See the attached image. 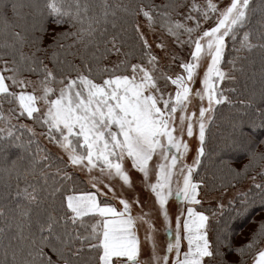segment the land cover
Here are the masks:
<instances>
[{
    "label": "snow or ice",
    "instance_id": "6c2138e0",
    "mask_svg": "<svg viewBox=\"0 0 264 264\" xmlns=\"http://www.w3.org/2000/svg\"><path fill=\"white\" fill-rule=\"evenodd\" d=\"M221 3L223 0L216 3L205 0L203 4L198 0H171L163 4H155L154 0H134L131 4L124 0H0V20L4 25L0 31V171L10 176L15 173L17 180L21 176L26 180L39 169L44 185L48 186L50 175L53 185L38 189L28 184L16 193L23 203L11 210L0 207V218L11 221L8 229L15 227L0 264H8L9 251L12 264H246L245 249L251 250L255 243L250 241L233 248L230 243L221 245L218 239H210V217L192 207L187 208L183 222L177 216L174 243L169 242L165 254L160 255L151 212L143 211L138 197L130 201L118 196L113 187L96 176H89L96 191L67 195L62 214L48 211L45 220L35 221V230L31 218L32 206L39 207L44 202L39 195L41 191L54 198L65 190L63 181H73L66 171L69 167L89 174L99 169L102 176L119 178L123 185L131 187L129 170L124 167L126 159L131 161L132 169L143 174L142 182L154 194L165 221L169 218L165 205L173 195L174 176L182 177V184L176 180L175 195L189 204L201 203L197 198L201 185L193 181V172L205 154L202 145L206 119H211L214 105L228 100L216 84L217 80L226 79L220 67L225 38L231 35L235 39L236 30L249 22L251 10V0H228L223 7ZM120 13L136 21L133 31L140 42V55L136 57L139 63H130V53L122 51L119 34L109 33L108 25L117 28ZM37 18L41 22L39 26ZM209 20L214 21V26L201 31L202 22ZM187 21H194V27ZM48 23L56 27L49 30ZM261 26L264 28V18ZM158 30L166 31L181 46L191 49L190 62L170 54L173 62L180 61L183 74L173 78L168 73L171 64L160 67L161 58L153 53L147 38V31L155 34ZM49 32V47L54 49L52 58L56 60L52 68L38 55L47 50L41 47L43 35L37 33ZM243 35L241 45L251 48L249 33ZM69 38L72 43L65 44ZM261 39L264 40V31ZM26 46L33 49L30 55L23 50ZM259 46L264 48V43ZM73 47L75 52L71 51ZM157 47L164 50L166 46L161 41ZM60 52L81 59L80 65H69L74 77L61 67L67 61L57 59ZM111 54L124 59L111 68L101 67ZM205 56L210 63L201 80L202 89L196 90L189 85L195 84L196 70ZM25 72L38 79H28L23 75ZM170 85L175 86L174 92L169 91ZM205 97L207 107L199 106L195 121L201 147L193 164L184 165L179 162L189 144L183 136L185 132L187 137L194 135L192 116L184 113L193 99L203 101ZM5 105H8L6 109ZM177 112L182 113L178 124ZM24 120H31L32 124ZM37 127L41 129L39 133ZM259 127L264 128V119ZM40 137L63 150L67 160L57 156L55 160L59 164H55L50 150L40 146ZM11 149L23 151L10 159L7 153ZM154 156H159L154 165L156 182L150 183ZM25 161L21 170V162ZM54 164L55 173L51 174L47 170ZM258 175L259 180L256 176L250 178L252 183L248 188L237 187L233 201L238 202V217L246 216L253 207L264 209V169ZM102 184L107 192L101 191ZM112 199L119 201L122 210L111 204ZM134 205L140 206L136 215L132 214ZM219 207L222 209L223 205ZM212 215L215 217L217 213ZM138 225H147L144 242L151 248L147 260L141 259ZM257 233L264 236V219L259 222ZM257 233H253L254 241ZM4 234L5 229L0 228V237ZM183 240L187 242L186 250H182ZM13 241L17 243L14 245ZM222 247L241 259L227 261L228 253ZM85 249L91 253L87 260L83 257ZM254 264H264V249L258 251Z\"/></svg>",
    "mask_w": 264,
    "mask_h": 264
},
{
    "label": "trees",
    "instance_id": "16d2710c",
    "mask_svg": "<svg viewBox=\"0 0 264 264\" xmlns=\"http://www.w3.org/2000/svg\"><path fill=\"white\" fill-rule=\"evenodd\" d=\"M168 2H171V0H154L155 4ZM124 3L131 4L134 3V0H124ZM24 11L27 12L28 9ZM249 17L246 26L236 30L235 39L231 38V35L227 37L226 47L220 63L221 69L226 73V79L221 82L219 90L224 96L228 97V100L214 106L215 111L212 112V117L206 126L205 142L202 145L205 154L200 157V164L196 166L193 172V180L201 185L198 190L205 195L239 186L253 176H256L259 180L258 173L264 169V156L261 155L264 154V128L259 127L261 120L264 119V116L261 115L264 112V48L259 46L264 43V40L261 39V32L264 31L261 26V20L264 18V0H251ZM135 22L132 16L120 13L117 18V28L113 29L110 24L108 25L110 34H119V39L123 42L122 51L130 53L128 57L130 63H132V60L139 61L136 57L140 55V42L137 34L133 31ZM40 23L39 18H37L38 26ZM46 26L49 30L56 27L51 23ZM3 30L4 25L0 20V31ZM56 30L60 31L61 29L56 28ZM244 32L249 33L248 42L252 45L251 48L241 45ZM37 34L43 35L41 47L47 50L38 53V55L49 68H52L56 64V60L52 58L54 49L49 47L51 44L50 32ZM64 43L71 44L72 38ZM23 50L29 55L33 51L27 46ZM71 51L75 52L76 47H73ZM113 56L114 54L109 55L101 63V67L111 68L110 63ZM57 59L67 61L61 66L65 72H71L70 64H81L79 56L73 57L65 55L63 52L59 53ZM23 75L37 77L27 72ZM71 75L75 76V72H71ZM4 107L6 108V105ZM39 143L41 147H47L40 139ZM32 147L34 149L35 144ZM48 149L55 164H59V161L55 160L58 155L52 149ZM22 151L11 149L7 155L10 159H15ZM55 164L47 170L49 173H55ZM21 165V170H23L26 161L21 162ZM60 166L63 167V165ZM66 171L73 177L75 184H73V181H63L65 190L62 193H57L54 198L49 197L47 191L39 193L44 202L39 207L32 206L33 230H35V221L38 218L41 221L45 220L48 211L54 210L56 215L62 214L63 206H66L67 195L83 193L88 190L85 180L78 172L71 167L67 168ZM238 172L241 173L240 176L236 175ZM57 180L59 182V178ZM28 184L36 185L38 189L42 186H53L51 175L49 176L48 186L44 185L39 169L36 170L34 175H29L26 180L23 176L17 180L15 173L10 176L8 173L0 171V207L11 210L15 209L16 204L23 203L22 199L16 196V193L18 190L22 191ZM29 191H31V188H29ZM198 208L210 216L217 213L209 222L210 239H218L221 245L230 243L233 248L247 245L250 241L255 243L251 250L245 249L246 254L243 259L246 264L249 263L260 250L264 240V236L257 233L258 224L264 219V209L253 207L246 216L241 215L238 217L236 215L237 201L227 203L222 209L212 204L198 205ZM37 213H39V216H37ZM9 223H11L10 220L0 218V228L5 229L4 236L0 237V261L5 258L4 253L5 247L8 245V237L15 232L14 226L11 230L8 229ZM253 233H257L255 241ZM16 243V241H13L14 245ZM221 250L228 253L225 259L229 262L241 259L235 252H229L227 247H222ZM90 254L85 249L84 259L87 260ZM53 258L55 259V257ZM8 264H12L11 251L8 252Z\"/></svg>",
    "mask_w": 264,
    "mask_h": 264
},
{
    "label": "rangeland",
    "instance_id": "374dc122",
    "mask_svg": "<svg viewBox=\"0 0 264 264\" xmlns=\"http://www.w3.org/2000/svg\"><path fill=\"white\" fill-rule=\"evenodd\" d=\"M204 2H205V0H198L199 4H203ZM213 2L216 3L217 0H213ZM227 2H228V0H223V3L220 4V7H223L224 3H227ZM176 19H180V17H176ZM187 24L189 26L194 27L195 22L194 21H187ZM213 26H214L213 20H209L208 22H202L201 31H203L205 29H210ZM178 35H179V33H178ZM157 37H159V39H157ZM147 38L149 39V42L152 44L153 53L161 58L160 59V67L165 68L167 65L171 64V68L168 69V73L170 75H172L173 78L175 77L176 74H183V70L179 66L180 61L178 60V61L173 62L171 60L170 54L175 53L183 61L190 62L191 58H190L189 53H190L191 49H189L187 46H181L177 42L176 37L167 34L166 31H164V30H158L155 34L151 31H147ZM180 39H187V37L186 36H180ZM226 40H227V37L225 38V47H226ZM161 41L166 46L164 50H161L160 48L157 47V44ZM123 59H124L123 56L117 57L114 54L113 58L111 59L112 61L110 63V66L112 67L114 63H119L120 60H123ZM132 63H139V61H133L132 60ZM209 63H210V59L207 58L206 56L201 59L200 67L197 68V70H196L197 75H196L195 84L194 85L190 84L189 85L190 87H194L196 90L202 89L201 80L203 79L204 73H205ZM221 70L224 71L223 69H221ZM25 76L31 80L38 79V77H33V76H28V75H25ZM214 79H215V77H214ZM216 84H217V87L219 89L221 82L217 80ZM174 90H175V86L170 85L169 91L174 92ZM28 91H31V88H29ZM37 94H39V93H37ZM53 98H55V97H53ZM199 106L207 107V97H205V99L203 101H200L198 98L193 99L191 101V104L189 105V107L187 109V112L184 113L187 116H192V121L194 124V135L192 137H187L186 132H185V135L183 136V140L189 144V148H188L187 152L183 155L182 160L179 162V163H182L184 165H192L193 164V161L197 156V150L199 147H201V145L199 143V138H198V124L195 123L196 117L198 116ZM7 107H8V105H6V108ZM193 113H195V115H192ZM181 114L182 113H180V112H177L175 114L177 124L179 123V116ZM207 115L208 114L206 113V116ZM210 115L212 117V113ZM209 121H210V119H206V126H207ZM23 122L27 123V124H32L31 120H24ZM186 123H187V121H186ZM36 130L38 133L41 131V129L39 127H37ZM39 139L44 143V145H46L48 148L52 149L58 156L63 157V159L65 161L67 160V155L58 146H55V145L49 143L43 137H40ZM158 161H159V156H154L153 161L151 162L152 172H151L150 177H149L150 183L156 182V169H155L154 165ZM124 167H125V169L129 170V174H130L131 181H132L131 187H129L127 185H123L122 181L119 180V178L109 179L106 176H102L101 173L99 172V169H94L92 171V173H90V174L87 171H80L79 169H73V168L72 169L75 170L76 172H78L87 184L88 190L83 192V193L96 191V189L92 188V186H91V182L89 179V176L91 175V176H96V177L100 178L101 180H103L104 184H108L111 187H113L118 196L122 195L123 198L128 199L130 201L134 200L135 198L138 197L139 201L144 206L143 211L144 212H151V218L153 220V227L155 229L154 235H155V241L157 244V251L160 253V255L165 254V249H166V246L169 242L174 243L176 218H177V216H180L181 222H183V220L187 218L186 210L188 207H192L195 211L203 212L198 208V205L212 204V205H216L217 207H219L222 204L223 206H225L227 203L233 201V197L236 195L237 187H239L241 189H246L252 183L251 179H249L239 186L229 188V189H224L220 192H214V193L208 194V195L200 193V191L198 190L199 196L197 198L201 200V203L197 205V204H189L187 201L182 200L175 195L176 188H177L176 180L179 179L181 181V184H182V177L174 176L173 177V184H172L173 195L168 198V202L165 205V207L167 208L168 213H169V218H168V221H165L162 213L159 212V205L155 203L154 194L150 191V189L147 187V185H145L142 182L143 181V174L132 169L131 161L129 159H126L124 161ZM100 188H101V191L107 192V188H105L103 186V184L100 185ZM72 194L79 195L81 193H72ZM72 194H69V195H72ZM109 197H111V193H109ZM98 199L103 200V199H105V197H98ZM110 202L114 207L117 208L118 211L122 210V205L119 204V201L117 199H112ZM139 212H140V206L134 205L132 214L136 215ZM181 213H183V215H181ZM208 216L210 217V219L213 218V216H210V215H208ZM209 222H210V220H209ZM146 228H147V225H138L137 226V234L142 241V255H141L142 260H147L151 254L150 244L147 242H144V237L146 234ZM208 230H209V236H210V226H209ZM181 235H183V231L181 232ZM186 248H187V242H186V240H183L182 241V250H186ZM261 249H264V240L261 244L260 250ZM256 255L247 264H254V258L256 257Z\"/></svg>",
    "mask_w": 264,
    "mask_h": 264
}]
</instances>
